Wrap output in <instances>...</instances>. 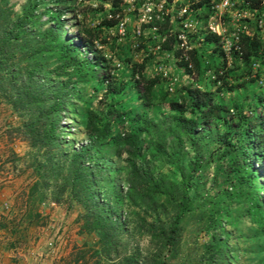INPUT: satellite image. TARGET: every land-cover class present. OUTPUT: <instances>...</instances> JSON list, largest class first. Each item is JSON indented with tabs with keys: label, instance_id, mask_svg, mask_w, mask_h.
Returning a JSON list of instances; mask_svg holds the SVG:
<instances>
[{
	"label": "rangeland",
	"instance_id": "374dc122",
	"mask_svg": "<svg viewBox=\"0 0 264 264\" xmlns=\"http://www.w3.org/2000/svg\"><path fill=\"white\" fill-rule=\"evenodd\" d=\"M142 1L40 0L24 35L6 37L1 62L67 92L60 112L38 111L20 88L21 78L0 74V264H118L131 254L146 260L157 255L164 264H264V231L250 207L249 190L228 173L227 161L215 159L224 127L209 118L190 139L176 120L181 113L190 117L186 91L199 90L210 93L212 105L236 107L255 128L264 125V103H258L259 97L264 101V46L249 75L236 58H225L206 40L204 30L187 37L190 50H174L175 37L166 33L164 22L139 23ZM25 6L26 0H0L12 20ZM49 29L57 34L56 42L45 36L49 44L32 55L26 40ZM63 43L75 50L58 49ZM211 62L224 63L217 70L224 81L237 77L243 85L228 91L222 80L215 83L213 69L206 68ZM140 63L142 77L156 81L149 106H142L136 92L134 65ZM99 64L123 83L119 94H104ZM110 101L126 113L103 117L113 137L134 127L136 118L160 125L141 142L151 180L142 189L127 191L123 156L116 155L121 148L94 142L83 128L84 111L102 117ZM169 101L182 110H171ZM55 115L60 120L52 146L47 131ZM80 149L85 150L84 166L94 172L88 184L74 181L70 169L71 154ZM194 162L198 167L190 176ZM239 169L243 177L250 169L256 172L250 192L256 193L264 214V156L250 157ZM110 207L115 211L109 218L117 226L98 229L101 209ZM216 210L224 216L210 221ZM176 216L178 245L168 248L164 239Z\"/></svg>",
	"mask_w": 264,
	"mask_h": 264
},
{
	"label": "trees",
	"instance_id": "16d2710c",
	"mask_svg": "<svg viewBox=\"0 0 264 264\" xmlns=\"http://www.w3.org/2000/svg\"><path fill=\"white\" fill-rule=\"evenodd\" d=\"M40 0H26V9H24L21 16L17 17L15 20L10 18L11 12L9 10H2L0 8V55L3 52V46L6 43V37H17L18 35H24L25 26H27L32 21V15L34 10L37 7V3ZM62 1V0H61ZM56 22L61 24L58 17L56 18ZM45 36H49L56 42L57 34L49 29L46 32L44 31V35H31L33 40L29 37L26 40L27 43H30L31 54L35 55L37 53L42 52L46 48V41L49 44V41ZM3 45V46H2ZM241 50L238 53L234 52L231 54L232 58H236L240 64L245 68L246 74H248L251 70V67L257 61H260V48L259 44L254 38H241L240 41ZM58 49H63L66 53H70L75 50V47L71 44L58 46ZM96 60V59H95ZM101 60V59H100ZM194 68L199 70L200 73L204 71V69H200L199 61L193 59ZM224 63H217L214 66L213 62H211L207 69H213L214 74V82H219L222 80L221 87L225 86L228 91H233L235 89L240 88L243 85V82L238 80L237 77H231L230 79L224 81L220 75L217 74L218 67H222ZM136 66V92L137 96L142 104V106L152 105V88L155 85L156 81L151 79H144L141 75V71L143 70V63H140ZM183 69L187 71V65L182 64ZM98 68L101 70V76L105 81V93L110 95L119 94L122 90L123 83L120 81H116L114 76L110 75L109 71L106 67L99 64ZM5 70V71H3ZM8 74L11 80L16 78H21L19 83L20 88L23 92L26 93L27 99L29 103L36 107L38 111H40L43 107H46L47 112L56 113L60 112L63 100L65 98V94L67 92L66 87L61 89L60 87H48L44 85L39 79L35 78V73L28 72L22 73L18 69L13 66H6V63L1 62L0 58V74ZM249 75V74H248ZM187 94V102L190 106V117L185 119L182 116V113L176 117L178 121L179 127L183 134H185L188 138L192 139L197 128L199 130H204L209 123V118L218 122L221 126L224 127V131L220 133L218 136V149L216 160L227 161L228 163V173L233 174L236 178V181L240 184H245L248 188V196H249V204L251 209L255 211V213L259 216V220L262 224V229L264 231V214L262 213V206L258 203L256 199V193L250 192V186L254 181V178L257 176L256 172L250 169V173L246 176H242L240 173L241 165L246 164V161L250 158H259L260 156H264V152H261L264 144V125L259 128H255L247 119V115L237 111L236 107L232 109L227 107H220L217 105H212L210 101V93H205L199 90H188ZM264 103V101L259 97L258 103ZM184 103V101H183ZM168 106L171 110L181 111L182 105H179L176 101H169ZM104 116H100L98 113L86 109L83 114V128L85 132L93 139L94 142L97 141H110L115 144L117 147H120L121 150L116 154L117 156L122 155V162L125 167L126 177L125 182L127 185V191H131L134 189H142L148 186L151 182L150 175L147 170L146 165L142 160V147L141 142L143 139L147 140V137L150 136L151 132L156 131L160 125L158 123L145 120L144 118H136L134 120L135 126L129 128L124 134H116L114 137L111 136L109 131V126L107 124V120L104 119L106 117H111L113 114L114 118H118L121 115H126V113H120L117 111L112 101L109 102L108 105L104 107ZM223 114H226L225 116ZM104 117V118H103ZM56 118V119H55ZM51 120L49 124V128L47 131V136L51 142V145L54 146V136L55 132L58 128V121L60 120L59 116ZM202 118V121H199ZM162 126V124H161ZM165 132L170 130V127H164ZM142 138V140H141ZM164 138L158 141V146H162L164 143ZM151 142V141H150ZM254 142V146L251 143ZM256 143V147H255ZM85 150L80 149L78 151H73L71 154V162L70 169L71 173H73L74 181L84 180V184H88L87 182L92 181L94 177V172L90 170V168L84 166V153ZM196 161H199L197 159ZM198 165L196 162L190 163V176L195 172V168ZM233 195V194H231ZM230 193L225 192V196H231ZM186 194L184 193L183 203H181V208L184 207V202L187 201ZM115 209L112 207L109 210L101 209L102 214L97 217V221L100 223L98 229L105 230L106 228L112 229L117 225L111 223V219L109 218V212H113ZM223 210L214 211V215L211 220H218L220 217H223ZM179 216L174 218L172 225L167 229V236L164 239L165 245L168 248L176 247L178 245L177 239H174L176 236V231L178 228ZM107 225V226H106ZM104 229H103V227ZM218 242V241H217ZM218 245V243H216ZM209 262L211 263L213 260V256L209 255ZM158 260V261H154ZM221 261V257L219 258ZM118 264H164L161 260L159 261V257L157 255H152L149 257V260H146V257H141L139 254H131L128 256H122L119 259Z\"/></svg>",
	"mask_w": 264,
	"mask_h": 264
},
{
	"label": "built area",
	"instance_id": "2783aa9c",
	"mask_svg": "<svg viewBox=\"0 0 264 264\" xmlns=\"http://www.w3.org/2000/svg\"><path fill=\"white\" fill-rule=\"evenodd\" d=\"M137 11L140 24L164 22L177 51L190 50L187 37L198 30H204L206 40L225 58L234 52L240 55L243 37L254 38L260 49L264 46V0H143Z\"/></svg>",
	"mask_w": 264,
	"mask_h": 264
}]
</instances>
